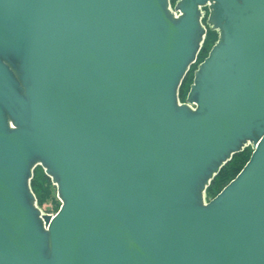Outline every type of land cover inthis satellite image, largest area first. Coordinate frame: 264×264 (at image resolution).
<instances>
[{"label": "water", "instance_id": "water-1", "mask_svg": "<svg viewBox=\"0 0 264 264\" xmlns=\"http://www.w3.org/2000/svg\"><path fill=\"white\" fill-rule=\"evenodd\" d=\"M169 6L0 0V264H264V0Z\"/></svg>", "mask_w": 264, "mask_h": 264}, {"label": "trees", "instance_id": "trees-1", "mask_svg": "<svg viewBox=\"0 0 264 264\" xmlns=\"http://www.w3.org/2000/svg\"><path fill=\"white\" fill-rule=\"evenodd\" d=\"M217 41L218 33L212 31L211 29H208L197 62L191 67L180 88L179 97L181 101L186 100V97L190 90V86L193 83L195 70L197 69L198 65L202 63L204 59L209 55V52ZM251 154L252 149L250 148H246L244 151L235 154L232 159L222 167L221 171L211 181L210 186L206 190L207 197H216L232 180H234L249 161ZM30 185L32 191L36 196L37 204L40 208L43 205L45 198L47 197L46 195L52 192L54 188H56L51 178H49L41 168L35 169L34 176L31 180ZM42 191L43 193H41ZM58 210L59 209L57 208V211Z\"/></svg>", "mask_w": 264, "mask_h": 264}, {"label": "rangeland", "instance_id": "rangeland-1", "mask_svg": "<svg viewBox=\"0 0 264 264\" xmlns=\"http://www.w3.org/2000/svg\"><path fill=\"white\" fill-rule=\"evenodd\" d=\"M205 13H207V12H205ZM206 15H208V14H206ZM203 23L206 26V28L209 29L206 22L204 21ZM41 193H43V191ZM46 196L47 197L45 198L44 203L41 206V210L45 214L55 215L57 213V208L59 209L61 206V201L58 198V194H57V188H54L53 191L50 192L49 194H47ZM211 199L212 198H208L207 195L205 194V201L206 202H208Z\"/></svg>", "mask_w": 264, "mask_h": 264}, {"label": "built area", "instance_id": "built-area-1", "mask_svg": "<svg viewBox=\"0 0 264 264\" xmlns=\"http://www.w3.org/2000/svg\"><path fill=\"white\" fill-rule=\"evenodd\" d=\"M170 10L171 12L174 14V16L177 18L180 16V12L176 11L173 7L170 6Z\"/></svg>", "mask_w": 264, "mask_h": 264}, {"label": "flooded vegetation", "instance_id": "flooded-vegetation-1", "mask_svg": "<svg viewBox=\"0 0 264 264\" xmlns=\"http://www.w3.org/2000/svg\"><path fill=\"white\" fill-rule=\"evenodd\" d=\"M209 11V10H208ZM245 150V149H244Z\"/></svg>", "mask_w": 264, "mask_h": 264}]
</instances>
